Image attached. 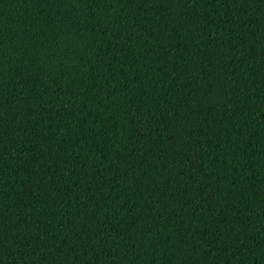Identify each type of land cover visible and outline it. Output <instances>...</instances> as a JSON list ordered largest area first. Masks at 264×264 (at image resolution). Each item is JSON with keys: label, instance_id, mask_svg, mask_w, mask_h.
<instances>
[{"label": "trees", "instance_id": "obj_1", "mask_svg": "<svg viewBox=\"0 0 264 264\" xmlns=\"http://www.w3.org/2000/svg\"><path fill=\"white\" fill-rule=\"evenodd\" d=\"M0 264H264V0H0Z\"/></svg>", "mask_w": 264, "mask_h": 264}]
</instances>
